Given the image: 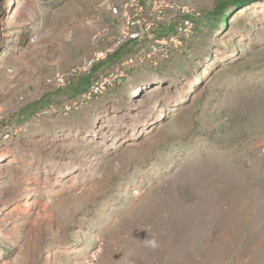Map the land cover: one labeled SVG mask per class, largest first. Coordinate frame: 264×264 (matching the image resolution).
Returning <instances> with one entry per match:
<instances>
[{"label": "rangeland", "instance_id": "rangeland-1", "mask_svg": "<svg viewBox=\"0 0 264 264\" xmlns=\"http://www.w3.org/2000/svg\"><path fill=\"white\" fill-rule=\"evenodd\" d=\"M230 1L156 0L193 33L69 97L130 0H0V264H264V0Z\"/></svg>", "mask_w": 264, "mask_h": 264}, {"label": "built area", "instance_id": "built-area-1", "mask_svg": "<svg viewBox=\"0 0 264 264\" xmlns=\"http://www.w3.org/2000/svg\"><path fill=\"white\" fill-rule=\"evenodd\" d=\"M132 7L134 12L130 13L129 8ZM145 9H150L151 14L156 15L149 23L142 17ZM110 12L120 16L121 23L116 28V34L113 35L111 43L104 48L102 53L104 59L126 41L145 38L142 43L140 41L135 44L130 53L109 66L104 85L118 81L135 64L144 62L156 66L159 61L169 59L172 50L180 46L183 40L193 33L195 26L192 18L185 15L184 9L181 10V16L178 18H166L156 0H130L129 6L125 4L124 7L113 3L110 6ZM164 26L171 27V31H165L161 35L154 34L155 31L163 30Z\"/></svg>", "mask_w": 264, "mask_h": 264}, {"label": "trees", "instance_id": "trees-1", "mask_svg": "<svg viewBox=\"0 0 264 264\" xmlns=\"http://www.w3.org/2000/svg\"><path fill=\"white\" fill-rule=\"evenodd\" d=\"M249 0H231L230 5L233 7H242L243 5H245ZM227 2H221L217 8L214 11L215 15H219L217 18L220 20H223L225 22V24L228 23V18H229V13L227 12V10L225 9L227 6ZM223 10H225V13L223 12ZM222 12L224 14H222ZM222 14V15H220ZM165 32V30H161V31H155L154 34H163ZM145 37H142L140 39H132V40H128L126 41L123 45H121L117 50H115L113 53L109 54L106 59L99 61L97 63H95L90 71L88 73H85L83 75H81L80 77H78V79L76 81H69L68 85L65 87V92L69 97H73L75 95H78L82 92H85L86 90H88V88L91 85V78L92 75L94 73L97 72V70H99L100 68L104 67L105 65H112L114 63H116L119 59H121L123 56H125L126 54L130 53V51L133 49L134 45L137 44L138 42H140L141 40H143ZM63 89H59V91L63 90ZM50 102V97L48 96H43L41 97V99H39L38 101L32 102L28 105H26V107L23 109V112H25L26 117H30L32 116L37 110L43 108L44 106H46L48 103Z\"/></svg>", "mask_w": 264, "mask_h": 264}, {"label": "bare ground", "instance_id": "bare-ground-1", "mask_svg": "<svg viewBox=\"0 0 264 264\" xmlns=\"http://www.w3.org/2000/svg\"><path fill=\"white\" fill-rule=\"evenodd\" d=\"M154 83H156V82H153L152 84H154Z\"/></svg>", "mask_w": 264, "mask_h": 264}, {"label": "crops", "instance_id": "crops-1", "mask_svg": "<svg viewBox=\"0 0 264 264\" xmlns=\"http://www.w3.org/2000/svg\"><path fill=\"white\" fill-rule=\"evenodd\" d=\"M166 31V30H165Z\"/></svg>", "mask_w": 264, "mask_h": 264}]
</instances>
